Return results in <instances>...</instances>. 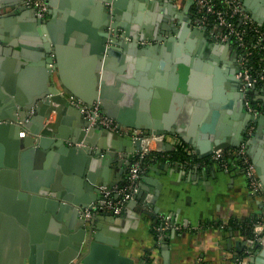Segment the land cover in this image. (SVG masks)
<instances>
[{
  "label": "water",
  "instance_id": "1",
  "mask_svg": "<svg viewBox=\"0 0 264 264\" xmlns=\"http://www.w3.org/2000/svg\"><path fill=\"white\" fill-rule=\"evenodd\" d=\"M43 1L52 17L50 22L39 23L32 11L34 23H29L27 29L22 25L23 30L37 34L40 24V30L47 32L59 11L65 14L66 27L62 28L64 34L59 44L46 35L52 46L37 45L50 56L44 64L34 66L25 59L32 57L26 49L18 50L24 59L17 58V51L13 54L19 59L15 70L22 67L35 71L36 67L42 74L39 87L26 91L25 97L12 89V73L6 69L0 72V140L7 146L6 157L0 147V194L14 193L32 205L58 207L67 219L71 236L61 243L59 254H48L50 257L43 263L40 257L35 258V249L31 252L20 249L25 240H18V247L11 250L9 237L2 233L6 222L11 223L4 216L10 211L8 205L2 206L0 202V264H137L120 254L119 236L123 232L120 225L113 223L106 234L105 228L96 225L97 216L87 226L79 216V208L91 207L92 199L86 194L85 186H89L91 193L99 194V187L114 185L108 182L107 171L105 174L100 168L115 158L121 172L129 166L131 155L141 150L142 141L91 125L89 119L69 104L70 98L88 107L96 105L102 116L145 137L176 136L193 150L198 160L218 149L237 148L243 139L249 138L247 155L264 192V161L259 157L264 151V116L255 117L245 110L243 122L230 125L229 111L226 113L225 109L231 103L226 100L236 97L243 108L241 82L236 79V72L226 75L218 66L196 56L195 36L203 39L205 35L192 29L186 16L177 11L167 27L161 23L160 15L147 8L144 2L153 4L148 0ZM242 2L254 21L264 26V0ZM185 10L188 11L187 6ZM161 28L166 29V39L159 33ZM119 30L123 31V37H118ZM7 43L6 50L15 48V42ZM173 104H177L175 110ZM56 107L61 108L59 118L51 123L49 115ZM240 112L243 113L241 109ZM250 122H254L255 130L249 135L246 129ZM20 132L24 136L20 137ZM48 148L53 153V168L45 173L36 172L28 185L22 175L25 160L30 157L43 160L40 153ZM163 148L171 151L167 142ZM116 153L122 154L120 159ZM18 156L21 174L15 170ZM67 163L75 165L73 184L60 191L55 176L58 172L67 174ZM142 180L151 182L145 177ZM143 194L139 187L127 204L137 206ZM138 211L142 210L138 208ZM99 214L114 218L111 213ZM253 264H264V246L254 256Z\"/></svg>",
  "mask_w": 264,
  "mask_h": 264
},
{
  "label": "crops",
  "instance_id": "2",
  "mask_svg": "<svg viewBox=\"0 0 264 264\" xmlns=\"http://www.w3.org/2000/svg\"><path fill=\"white\" fill-rule=\"evenodd\" d=\"M17 1L21 0H0V72L6 69L12 73V89L17 90L21 96L25 97L26 91L29 92L39 87L42 74L36 67H34L35 71L22 67L15 70L17 61L23 58H20V51L18 50L26 49L30 52L32 57L27 56L25 59L32 62L34 66L41 62L44 64V60L50 59V56L45 54L46 51L42 52L37 45L44 44L49 48L52 46L46 39V35L59 44L64 34L63 26L66 27V20L65 14L59 11L55 16L57 20L51 24L47 32L43 33L40 30V24L37 25V34L34 31L31 33L23 30L22 25L27 29L29 23H34L33 18L35 16L33 13L28 16L26 10L9 12ZM149 2L153 4L144 2L147 4V8L154 11L156 15H160L162 17L161 23L168 27L174 19L173 14L177 13L174 12L173 1L154 0ZM175 3L181 6L179 12L185 16L187 12L185 0H176ZM261 7H263L262 3ZM22 14L25 16H21ZM8 18L10 20H7ZM17 18L21 20H17ZM51 18V15L47 13L45 19L39 20V23L48 24ZM168 30L170 33L172 32L171 29ZM165 32L166 29L161 28L159 30L162 38L166 39ZM170 36L173 37V35ZM195 38L196 56H200L202 60L213 66H218L226 75H229V72H235L237 68L232 52L213 44L206 36L203 39L196 36ZM9 40L15 42L13 45L15 48H12V51L5 49ZM16 51L19 59L13 56ZM51 59L54 63L55 59L52 57ZM51 78L52 80L55 79L54 76ZM226 101L231 103L230 107L225 109L226 113L229 111L227 114L230 125L242 123V117L245 118L248 113H246L245 107L243 106L244 109L241 107L236 97ZM251 101L264 107L262 94L254 95ZM72 107L82 114L78 107ZM176 108L177 104H173V110ZM240 109L243 113L240 112ZM60 111L61 108L56 107V112L51 113L49 122L56 123ZM70 115V118L73 119L72 113ZM250 124V127L246 129L249 135L255 130L254 122H250ZM248 139H243V141L246 140L247 142ZM0 147L4 149V157H6L7 146L1 140ZM52 154L51 149L48 148L45 152L40 153V157L44 156L43 160L37 161L32 157L25 160L22 175L28 185H31L36 172L51 171L53 168L51 164ZM116 154L117 158L120 159L122 154ZM0 155H2L1 151ZM259 157L261 161H264V151ZM19 160L18 156L15 170L21 174ZM115 160L112 158L107 166L100 168L101 170L104 169L105 174L107 171L108 182H114L112 183L114 185L110 187L111 189L122 187L127 180L128 166L120 172V169L116 167ZM196 161L191 163L186 161V164L172 159L160 158L154 161L147 159L143 163L140 174V189L142 188L144 194L137 201V206L127 204L119 215H114V218L103 217L100 214L95 216L98 219L95 222L96 225L99 224L100 228H105L103 232L106 234L110 233L109 230L113 223L120 225V228L122 227L123 232L120 233L118 246L121 255L133 259L137 264H148V260H150V264H236V260L245 251L244 236L238 228L229 227L227 223L259 222L258 220H262L260 218H264V204L258 195L251 194L247 180L241 170L236 168L223 170L215 164L196 166ZM74 168V164L67 163L65 167L67 174L58 172L55 176L58 178L60 191L68 189L70 185L72 186L71 178ZM100 177L103 178L102 174ZM142 177L147 178L153 184L151 182L150 184L146 183ZM89 190V186H85L86 194L92 199L91 205L100 201L101 195L96 192H92V194ZM0 202L2 206L8 205L10 211L8 215L4 216L8 217L11 223L6 222L2 233L9 237L11 250H13L12 247H18L16 243L18 240H25L26 243L20 246V249L26 248L28 252H31L32 248L35 249L34 256L36 259L40 257L41 263L50 257L48 254L60 253L63 248L61 243H66L65 239L71 234H69V229L66 226L67 219L62 217L63 213L58 207L49 209L44 205H32L31 202L28 203L26 200L18 198L14 193L8 192L4 196L3 193L0 194ZM19 203L25 206H20ZM137 207L142 211L139 212ZM164 220L180 225L182 229L166 231L159 243L155 241L152 235V226L160 224ZM243 260L247 261V264H253L254 257Z\"/></svg>",
  "mask_w": 264,
  "mask_h": 264
},
{
  "label": "built area",
  "instance_id": "3",
  "mask_svg": "<svg viewBox=\"0 0 264 264\" xmlns=\"http://www.w3.org/2000/svg\"><path fill=\"white\" fill-rule=\"evenodd\" d=\"M166 1H173L174 12L180 10L181 6L175 3L176 0ZM185 3L188 7L185 16L190 20V27L203 32L213 44L222 46L233 53L235 67L237 68L235 77L241 82L239 90L242 93L243 106L246 111L255 117L264 116V107L251 101L256 94L264 96V26L254 21L244 9L242 0H185ZM23 5L27 9H32L38 19L43 20L46 17L48 8L43 0H25ZM118 32V37H123V31L119 30ZM69 104L78 107L84 117L90 120L91 125H98L110 132L131 136L133 139L139 138L141 141H148L145 149L141 148L140 151L131 155L127 180L122 187H112L113 189L99 187L100 201L92 204L90 209L79 208V216L86 221L88 226L99 213L119 215L139 190L143 163L147 159L150 161L160 158L171 160V154L170 151L163 148L166 136L145 137L142 133L119 127L115 122L102 116L96 105L88 107L75 102L71 98ZM32 115L33 111H30L29 116ZM22 136H24V132H20V137ZM181 142V140H174L172 143H168L171 146V151ZM246 149L245 140L237 148L218 149L213 151L207 158L198 160L194 158V152L191 148L185 147V151L193 158L187 162L191 163L197 160L195 162L196 166L215 164L223 170L230 168L241 170L247 180L251 194L258 195L264 204V193L261 190V184L248 158ZM187 162L184 161L183 163L187 164ZM181 229L180 225L170 223L168 220H164L156 228L153 227V230L158 234L157 242L159 243L166 231ZM243 240L245 253L248 258H253L256 253L252 250L264 246V220L254 223L252 236L243 237ZM236 264L247 263H241L237 259Z\"/></svg>",
  "mask_w": 264,
  "mask_h": 264
},
{
  "label": "trees",
  "instance_id": "4",
  "mask_svg": "<svg viewBox=\"0 0 264 264\" xmlns=\"http://www.w3.org/2000/svg\"><path fill=\"white\" fill-rule=\"evenodd\" d=\"M185 147H187V145H185L183 142H181L179 145H177L176 148L170 152L171 159L174 161H180V162L192 160L189 153L187 151H185ZM260 219L264 220V218H260ZM258 221H260V220H258ZM255 222L256 221H248V222H245L244 224H236L233 222H229V224L227 223V225L229 227L231 226V227L238 228L240 230V232L242 233V236L251 237L252 236V226ZM157 226H159V224H154L152 226V235H153L156 242L158 241L159 237H158L157 232L155 230H153V227L156 228ZM258 250H259V248H254V250H252V251L254 253H257ZM245 258H248V255L244 251L238 260L241 261V263H247V261L245 262L243 260ZM147 263L150 264V260H148Z\"/></svg>",
  "mask_w": 264,
  "mask_h": 264
},
{
  "label": "flooded vegetation",
  "instance_id": "5",
  "mask_svg": "<svg viewBox=\"0 0 264 264\" xmlns=\"http://www.w3.org/2000/svg\"><path fill=\"white\" fill-rule=\"evenodd\" d=\"M25 1V0H24ZM23 1H17V2H15V4L13 5V8H10V11L9 12H11V13H13L15 10H26L28 13H27V15L29 16L30 14H32V9H27V8H25L24 7V5H23ZM176 13H174L173 14V17H174V15H175ZM183 17H185L184 15H182ZM45 19V18H44ZM43 19V20H44ZM42 21V20H41Z\"/></svg>",
  "mask_w": 264,
  "mask_h": 264
},
{
  "label": "rangeland",
  "instance_id": "6",
  "mask_svg": "<svg viewBox=\"0 0 264 264\" xmlns=\"http://www.w3.org/2000/svg\"><path fill=\"white\" fill-rule=\"evenodd\" d=\"M174 140H180L176 136H166V142L167 143H172Z\"/></svg>",
  "mask_w": 264,
  "mask_h": 264
},
{
  "label": "bare ground",
  "instance_id": "7",
  "mask_svg": "<svg viewBox=\"0 0 264 264\" xmlns=\"http://www.w3.org/2000/svg\"><path fill=\"white\" fill-rule=\"evenodd\" d=\"M53 112H56V111H53ZM50 114V113H49ZM51 116V114L49 115V117ZM54 117V116H52ZM54 120V119H53ZM147 144H148V141L144 140L142 141V144H141V148L145 149L147 147ZM259 251V250H258Z\"/></svg>",
  "mask_w": 264,
  "mask_h": 264
}]
</instances>
